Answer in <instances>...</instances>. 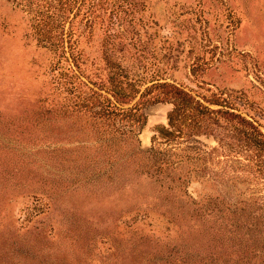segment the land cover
Here are the masks:
<instances>
[{"label": "rangeland", "instance_id": "374dc122", "mask_svg": "<svg viewBox=\"0 0 264 264\" xmlns=\"http://www.w3.org/2000/svg\"><path fill=\"white\" fill-rule=\"evenodd\" d=\"M164 82L230 97L264 132V0H0V264H199L198 228L162 214L133 161L172 104L144 103L138 135L107 133L112 153L80 106L136 97L128 107ZM220 158L182 190L253 205L264 185ZM112 165L111 179L77 180Z\"/></svg>", "mask_w": 264, "mask_h": 264}, {"label": "trees", "instance_id": "16d2710c", "mask_svg": "<svg viewBox=\"0 0 264 264\" xmlns=\"http://www.w3.org/2000/svg\"><path fill=\"white\" fill-rule=\"evenodd\" d=\"M70 49H73L72 45ZM71 56L77 61L73 52ZM154 87L160 89L155 97H144L142 93L139 100L128 107L126 105L136 97H84L80 101L81 108H86L85 114L93 120L92 125L103 140L100 145L112 153L116 138L112 143L108 134L113 138L120 130L126 136L138 135L146 120L142 111L144 103H171L168 124L156 127L151 148L138 147L133 155L134 163L141 168L140 173L159 186L152 188L159 190V194L154 195L158 208L164 209L162 214L169 215L171 221H189L198 228L199 264H264L262 191L253 195V205L246 202L234 206L224 200L220 202L219 197L197 199L188 189L182 190L183 184L192 176L199 177L203 172L217 176L215 163L221 162L220 157L226 162H237V166L243 165L255 181L264 185V132L235 110L230 97H196L169 82ZM201 135L214 137L217 145L207 149L199 138ZM136 155L140 161L135 159ZM185 161L193 166L189 178L175 171L183 167ZM107 166L91 173H85L88 170L84 167L77 173L84 175L77 180L94 181L107 174L111 179L110 169L114 166ZM261 200L263 204L258 205Z\"/></svg>", "mask_w": 264, "mask_h": 264}]
</instances>
